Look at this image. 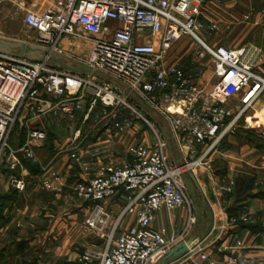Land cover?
<instances>
[{
  "label": "built area",
  "instance_id": "built-area-1",
  "mask_svg": "<svg viewBox=\"0 0 264 264\" xmlns=\"http://www.w3.org/2000/svg\"><path fill=\"white\" fill-rule=\"evenodd\" d=\"M7 1L22 14V41L67 60L82 61L102 76L61 69L45 59L0 52V175L7 167L9 187L18 193L26 189L28 180L16 172L20 157L36 161L34 148L46 136L42 126L32 123L34 118L32 124H27L22 143L11 145L13 129L29 102L38 103V119L57 112L72 115L89 97L84 118L100 103L108 108L113 128L121 131L126 125L122 107L143 118L134 105L126 102L128 95H135L169 122L168 133L180 157H170L166 137L152 128V144L130 146L131 163L106 165L94 177L73 183L71 192L83 205L84 227L103 240L100 246L80 251L76 262H159L184 240L194 217L189 212L183 229L168 236L164 229L152 227L155 214L162 208L172 212L189 205L183 173L193 172L205 163L242 113L258 100L264 101V75L256 69L258 52L206 44L198 35L203 27L198 0ZM182 35L199 46L193 52L189 71L171 56ZM87 40L91 45L84 57L68 52L63 45L65 41L78 44ZM204 58L213 71L214 85L208 90L196 82L204 71ZM117 84L126 88L127 94ZM39 89L55 100L38 98ZM59 182L55 172L38 180L43 189L50 191L61 190ZM118 193L123 194L125 202L114 214L107 202ZM126 217L131 221L123 229ZM171 263L214 264L194 257L190 249ZM220 264H238L237 257L229 255Z\"/></svg>",
  "mask_w": 264,
  "mask_h": 264
},
{
  "label": "crops",
  "instance_id": "crops-1",
  "mask_svg": "<svg viewBox=\"0 0 264 264\" xmlns=\"http://www.w3.org/2000/svg\"><path fill=\"white\" fill-rule=\"evenodd\" d=\"M198 4L203 23L199 37L210 46L255 49L258 52L256 69L264 75V0H198ZM175 59L187 71L192 69V56L188 58L181 53ZM202 63L204 71L196 82L208 90L214 85L212 66L207 58ZM37 97L55 100L44 89H39ZM89 99H83L82 109L72 115L57 112L37 119L38 103L34 102L23 109L21 121L13 129L11 145L17 147L22 143L27 124L42 126L46 136L34 148L37 166L27 167L20 157L16 172L28 180L23 192L13 193L6 180L10 171L7 167L2 169L0 250L13 242L28 245L37 242L42 244L50 264H76L80 251L102 244L84 227L83 205L73 195L71 187L76 181L94 177L106 165L129 164L132 156L130 159L127 145L134 143L131 141L135 140L136 124L131 126L133 120L125 115L126 125L117 131L112 126L108 108L100 103L84 118ZM261 106L264 105L260 104L259 108ZM32 119L36 121L31 123ZM94 127H98L95 133ZM15 128L23 133L20 139L14 134ZM147 134L143 132L140 138L148 139ZM49 135L51 144L46 143ZM168 137L169 141H174L170 135ZM226 139V145L219 149L217 146L205 163L194 169L203 204L195 209L194 222L183 241L190 239V254L205 262L220 264L229 255H235L238 264H264V166L255 164L256 147L246 143L236 147L233 135ZM168 153L174 160L180 157L177 148L173 151L168 148ZM49 172L60 176L61 190H45L38 184L39 178ZM244 179L248 181L246 185L241 184ZM124 202L125 197L118 193L107 205L117 214ZM130 221L126 217L122 228H127ZM185 222L183 210L169 212L162 208L155 214L152 227L164 229L170 236L179 233ZM38 253L36 249L35 254Z\"/></svg>",
  "mask_w": 264,
  "mask_h": 264
},
{
  "label": "rangeland",
  "instance_id": "rangeland-1",
  "mask_svg": "<svg viewBox=\"0 0 264 264\" xmlns=\"http://www.w3.org/2000/svg\"><path fill=\"white\" fill-rule=\"evenodd\" d=\"M25 33V28L22 23V14L17 12L16 7L10 3L7 0H0V36L12 38V39H17L21 40V35ZM64 48L68 51L71 52L72 54L79 56V57H84L91 45V41H79L78 44L72 42V41H65L63 42ZM183 46L181 49L180 47ZM198 43H195L192 38L186 35H182L178 42L174 45L173 49L171 50V56H180L181 53L185 55V57H191L193 55V52L196 48H198ZM14 54L18 55L20 52L19 51H14ZM30 59H36L34 56H32ZM173 59V58H172ZM125 94H127V89L126 88H120ZM128 101V102H127ZM126 102L134 105L135 109L138 111L141 117H137L136 114H132L127 108L122 107L120 112L123 111L121 114L123 116L130 117L132 119V124L131 126L136 124V135H135V140L131 141L134 143H129L127 146L130 148L132 145L136 144H152L155 137L152 131V128H155L157 130H160V132L166 137L168 141V148L170 151H173L174 148H177V144L174 141H169L168 137V130H169V122L162 116V114L157 110L153 109V111L148 110L146 105L135 95L131 94L128 95L126 98ZM258 103V104H256ZM235 104L239 106L237 100L235 101ZM260 104L264 105L263 100H258L255 102L251 107H249L246 111L242 113V116L238 119L236 122L234 128L228 133L218 144V149L222 145H226V138L229 137V135H233L236 138V147H239L243 144L250 145L252 147H256L258 149V153H256L257 158L255 161V164L259 166H264V106H260ZM109 111V110H108ZM261 115V117L259 116ZM98 127H94L92 131L94 133L96 132ZM147 131L148 139L146 138H140V135ZM121 133V132H120ZM93 134V132H92ZM228 136V137H227ZM240 137V140L238 139ZM124 140V139H122ZM240 142H242L240 144ZM127 143V142H126ZM125 143V144H126ZM127 147V149H128ZM178 149V148H177ZM127 151V150H126ZM127 153H129V157L131 159V154L130 151L128 150ZM175 155V154H174ZM129 159V161H131ZM132 162V161H131ZM129 162V163H131ZM197 172V170H196ZM193 174L197 180V177L195 175V172L193 171ZM185 183H186V194L188 197L189 205L186 206H180L174 210L177 211L179 209L183 210L184 212V219L187 220L189 216V212L192 213L193 217L195 214V211L197 208L199 209L200 206L203 204L202 202V191L199 185V189L195 186L193 181L189 178L188 175H185ZM198 182V181H197ZM204 206V205H203ZM196 209V210H195ZM195 219V218H194ZM192 224L190 225V227ZM103 243V240H101ZM41 243H33L32 245H28L29 250H31L32 254L35 252V250H38V254L32 255L31 253L29 254L28 257H25V259H18V261L15 264H29V262H33L35 257H38L39 264H50L47 258L45 257L42 248H41ZM40 255V256H39ZM34 257V258H33ZM28 260V261H27ZM171 260V259H170ZM168 260L165 264H176V263H171V261ZM56 264V263H55ZM66 264V263H62ZM68 264H73V263H68ZM155 264H161V261L155 263Z\"/></svg>",
  "mask_w": 264,
  "mask_h": 264
},
{
  "label": "water",
  "instance_id": "water-1",
  "mask_svg": "<svg viewBox=\"0 0 264 264\" xmlns=\"http://www.w3.org/2000/svg\"><path fill=\"white\" fill-rule=\"evenodd\" d=\"M14 51H19L18 54L24 58H31L34 56L36 59H45L49 63L68 71L84 74V75H95L101 77L102 74L93 70L88 64L82 61H71L63 58L62 56L50 53L45 48L22 41L17 39H12L4 36H0V52L14 54ZM148 107L150 104L146 103ZM188 175L193 181L195 186L199 189L198 182L192 171L187 170L183 173V176ZM185 178V177H184ZM191 245V240L182 241L171 250H169L163 258L160 260L161 264H165L168 260L178 258L186 254Z\"/></svg>",
  "mask_w": 264,
  "mask_h": 264
},
{
  "label": "trees",
  "instance_id": "trees-1",
  "mask_svg": "<svg viewBox=\"0 0 264 264\" xmlns=\"http://www.w3.org/2000/svg\"><path fill=\"white\" fill-rule=\"evenodd\" d=\"M14 134L16 136H19V139H20L23 133L19 132L16 129L14 131ZM46 143L47 144H51L52 143L51 135L47 136ZM23 163L27 167H30V168H32L33 166H37L36 162L33 161V160L24 159ZM247 182L248 181H246L244 179V180L241 181V184L242 185H246ZM12 191H13V193H17L14 190H12ZM2 199L3 198L0 197V200H2ZM2 210H3V203L0 201V212H2ZM28 247L29 246H28V244L26 242H13V243H10L6 247H4L2 250H0V264H15L18 261V259H22V258L25 259V257H28L30 253L32 254L31 250H29ZM34 253L32 255H35ZM32 261H34V263L30 261L29 264H39L38 257H35L34 260H32ZM76 264H79V263H76Z\"/></svg>",
  "mask_w": 264,
  "mask_h": 264
},
{
  "label": "bare ground",
  "instance_id": "bare-ground-1",
  "mask_svg": "<svg viewBox=\"0 0 264 264\" xmlns=\"http://www.w3.org/2000/svg\"><path fill=\"white\" fill-rule=\"evenodd\" d=\"M261 117V115H259Z\"/></svg>",
  "mask_w": 264,
  "mask_h": 264
}]
</instances>
